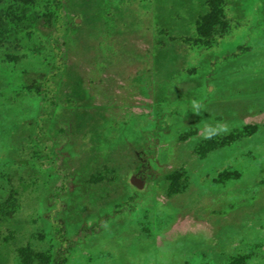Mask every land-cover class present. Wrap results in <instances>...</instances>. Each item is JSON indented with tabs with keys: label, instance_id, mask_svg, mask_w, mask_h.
I'll return each instance as SVG.
<instances>
[{
	"label": "rangeland",
	"instance_id": "374dc122",
	"mask_svg": "<svg viewBox=\"0 0 264 264\" xmlns=\"http://www.w3.org/2000/svg\"><path fill=\"white\" fill-rule=\"evenodd\" d=\"M0 264H264V0H0Z\"/></svg>",
	"mask_w": 264,
	"mask_h": 264
},
{
	"label": "bare ground",
	"instance_id": "6f19581e",
	"mask_svg": "<svg viewBox=\"0 0 264 264\" xmlns=\"http://www.w3.org/2000/svg\"><path fill=\"white\" fill-rule=\"evenodd\" d=\"M135 183L137 184V185H139V187L142 185V182L141 181H135ZM137 187V186H136Z\"/></svg>",
	"mask_w": 264,
	"mask_h": 264
},
{
	"label": "water",
	"instance_id": "95a60500",
	"mask_svg": "<svg viewBox=\"0 0 264 264\" xmlns=\"http://www.w3.org/2000/svg\"><path fill=\"white\" fill-rule=\"evenodd\" d=\"M135 181H140V180L137 179V178L133 180V183L135 184V186L139 187V185H137V184L135 183Z\"/></svg>",
	"mask_w": 264,
	"mask_h": 264
}]
</instances>
